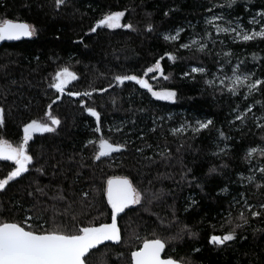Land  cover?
Wrapping results in <instances>:
<instances>
[{
    "label": "trees",
    "instance_id": "obj_1",
    "mask_svg": "<svg viewBox=\"0 0 264 264\" xmlns=\"http://www.w3.org/2000/svg\"><path fill=\"white\" fill-rule=\"evenodd\" d=\"M223 3L67 0L57 8L55 0H0V22L25 21L36 29L30 39L0 47V106L6 116L0 140L21 145L24 125L47 121L49 105L52 117L61 121L55 132L28 142L33 162L28 172L0 190V222L26 221L24 226L37 231H75L108 222L112 212L106 181L129 176L142 193L141 204L119 215L120 241L91 250L86 264H131V253L144 239L154 238L167 242L164 257L185 264H264V213L252 217L248 210V205L256 206L255 211L264 203V187H256L264 185L260 172L264 155L257 151L245 158L251 148L264 149V129L257 126L264 119L253 118L264 117V92L256 91L245 100L247 86L233 95L228 91L230 80L220 84L225 76L231 77L239 61L244 62L242 73L255 72L253 79H264V39L233 42L234 33H217L206 22L223 14L225 20L216 23L227 26L226 20L235 23L239 17L245 29L259 31L264 21L255 25L249 21L264 10V0L213 7ZM117 11L125 12L121 25L130 23L132 28L104 26L90 31ZM179 29L183 31L178 39H165ZM206 33H211L215 45ZM192 40L207 43L205 51L198 45L181 47ZM228 52L231 57L223 55ZM169 53L177 59H169ZM254 53L259 59H253ZM157 61L169 79L157 72L145 75ZM65 67L77 77L71 88L91 92L90 96L58 97L50 84ZM193 67H204L206 74L192 73ZM117 75L146 78L154 89L176 91L177 98L157 99L135 81L118 83ZM209 80L215 83H206ZM255 101L262 103L247 113L245 121L236 120ZM86 106L100 113V132H94L98 123ZM209 119L213 123L207 129L193 131L197 120ZM182 125L184 130L176 131ZM221 131L228 139L220 136ZM101 138L127 147L96 160ZM14 166L0 160V180ZM249 176L255 180L249 182ZM241 213L249 223L243 224ZM232 229L236 239L224 245L211 243L212 235Z\"/></svg>",
    "mask_w": 264,
    "mask_h": 264
},
{
    "label": "snow or ice",
    "instance_id": "obj_2",
    "mask_svg": "<svg viewBox=\"0 0 264 264\" xmlns=\"http://www.w3.org/2000/svg\"><path fill=\"white\" fill-rule=\"evenodd\" d=\"M67 0H55L56 7L59 8L62 5H66ZM237 3V0H224L223 4H214L213 7H219L223 9L225 5L231 8L232 5ZM212 12V9H208ZM124 11L112 12L105 15L96 26L90 29L91 32H95L97 27H127L132 28V24L121 25V18L124 17ZM167 15V13H166ZM259 17V19L257 18ZM225 20L223 14L213 15L210 19H207V23L213 25L217 33H234L232 39L233 42L236 41H254L257 38L264 39V24L261 25L259 31L255 28L251 30L245 29L244 25L240 22V18L237 17L235 23L232 20H226L223 26L216 21ZM264 21V10L257 12L249 24H261ZM151 30V26L149 27ZM183 29L177 30L175 36H165L166 40H176L179 37V33ZM36 29L28 23L14 22L11 19L4 20L0 22V41L3 40H19L22 37H31L35 35ZM206 36L211 40L212 44L215 45L216 41L211 39V33H206ZM203 40V38H202ZM221 44L223 41L220 42ZM192 45H198L201 52L205 51L207 48V43L192 40L191 43L182 44V48H190ZM169 59L175 61L177 57L167 54ZM223 55L231 57L232 53H224ZM164 57H161L163 59ZM253 59H259L255 53L253 54ZM227 63H231L228 60ZM243 61H239L232 68L231 77L225 76L224 79L220 80V84H224L225 80H230L231 86L228 87V91L233 95L239 92L241 87L247 86L248 93L244 97L246 100L248 96L253 95L254 92L260 91L264 92V79L256 78L255 72H241V65ZM223 67V66H221ZM159 71L165 80L169 79V76L164 75L163 68L160 61H157L154 67H148L145 75L148 73H154ZM192 73H202L206 74V69L204 67H193L191 68ZM188 76L189 73H184ZM71 80L77 79L74 73L69 72L68 68L65 67L60 71H57L54 77L55 83L50 84V87H54L58 92L63 93L65 90V85ZM115 80L123 84L125 81H135L143 88L148 89L151 94L160 100L174 101L177 98L176 91H153L152 85L148 80L140 78L136 75H117ZM208 84H214V80L206 81ZM100 91H107V89H100ZM91 92H70L69 95L73 96H90ZM56 101H53L55 103ZM261 101H255L252 105H249L244 112H240L236 115V120L245 121L247 119V113H251L256 104H261ZM49 107V112L47 116L49 119L47 121H37L32 120L23 127V142L21 145L13 147L7 141L0 140V159L7 161H14V170L7 176V178L0 180V190H4L6 185L10 181L15 180L20 177L23 173L29 171V165L33 162V156L28 153V142L32 139L33 134L40 132H55L56 126H58L61 121L58 118H54L51 115V105ZM86 111L89 112L93 117L96 118L98 126L94 129V132H100L99 127L100 113L94 108L86 106ZM255 120L264 119V117H253ZM6 116L5 109L0 106V127L5 124ZM212 120H207L202 122L197 120L196 125L193 129L194 132H199L202 129H207L212 125ZM258 127L264 129V124H257ZM187 127H192L188 124ZM117 131L121 129L117 127ZM184 126L182 125L180 129L176 131H183ZM154 131V129H153ZM220 136L225 137L224 132H220ZM89 144H93L94 141H89ZM127 147L126 144H117L110 142L108 139H100L99 151L95 156L96 160L101 159V157L110 156L114 152H120L122 149ZM137 151L142 152L143 149H137ZM223 151V150H222ZM257 151L261 155H264V149L251 148L248 150L246 159ZM163 155V153H162ZM211 171H216L215 168ZM191 172V169H188ZM260 172L264 174V168L260 169ZM187 176V173H185ZM249 182L255 180V176L247 177ZM106 193H107V203L111 206V223H100L99 225L90 224L88 226H83L77 228L75 231H60V230H48L40 229L39 231L31 229L30 226H24V222H0V264H86V258L90 253V250L96 249L97 246L104 244L106 241L119 242L121 239L120 229L117 225V216L123 213L126 208L130 205H139L143 199L141 191L134 186L133 179L129 176H112L106 181ZM257 189L264 187V185L257 184ZM227 191V189H224ZM159 198V197H157ZM244 203L247 205V198H244ZM239 203V201H236ZM196 202L193 201V204ZM256 206L248 205V210L251 212L252 217H260L264 213V203L258 206V210H252ZM30 219V218H29ZM240 220L243 224L249 223V219L244 216L243 213L240 214ZM241 224H237V227H241ZM195 235V233H193ZM236 239L235 229L224 235H212L210 240L212 244L224 245L226 242L233 241ZM166 241L160 238L154 239H144L143 245L139 250L133 251L131 253V258L133 264H176L174 260L162 259L161 253L164 251L166 246ZM195 251H199L196 249Z\"/></svg>",
    "mask_w": 264,
    "mask_h": 264
},
{
    "label": "water",
    "instance_id": "obj_3",
    "mask_svg": "<svg viewBox=\"0 0 264 264\" xmlns=\"http://www.w3.org/2000/svg\"><path fill=\"white\" fill-rule=\"evenodd\" d=\"M14 22H19V23H27V22H25V21H19V20H13ZM32 37V36H31ZM31 37H22L21 39H19V40H23V39H30ZM19 40H3V41H0V47L1 46H3V44H5V43H8V42H13V41H19ZM80 93H83V92H80ZM72 97H74V98H76V97H78V96H73L72 95ZM45 133V132H44ZM38 135V134H43V133H40V132H37V133H34L33 135ZM1 160V159H0ZM107 187V186H106ZM106 195H107V193H106ZM130 206H132V205H130ZM129 206V207H130ZM111 207V206H110ZM121 214V213H120ZM119 214V215H120ZM119 215L117 216V225H118V217H119ZM111 216H112V214H111ZM104 223H111V219L108 221V222H104ZM97 225H99V224H97ZM118 227H119V225H118ZM120 236H121V234H120ZM106 243H116V242H113V241H106V242H104V244H106ZM104 244H102V245H104ZM142 245H143V243H142ZM142 245H141V247H142ZM99 246H101V245H99ZM99 246H97V247H99ZM140 247V248H141ZM136 250H139V248L138 249H136ZM136 250H134V251H136ZM91 251V250H90ZM161 258L162 259H171V260H174L175 262H176V264H185V263H183L182 261H179V260H177V259H174V258H172V257H164V251L161 253ZM131 264H133V262L131 261Z\"/></svg>",
    "mask_w": 264,
    "mask_h": 264
},
{
    "label": "flooded vegetation",
    "instance_id": "obj_4",
    "mask_svg": "<svg viewBox=\"0 0 264 264\" xmlns=\"http://www.w3.org/2000/svg\"><path fill=\"white\" fill-rule=\"evenodd\" d=\"M70 72V71H69ZM72 73V72H71ZM74 80H71L70 78H69V82L65 85V90H64V92L63 93H60V92H58L57 90V92H58V97L59 98H61L62 96H71L72 97V95H69V93L70 92H86V91H74L72 88H71V84H72V82H73ZM55 83V82H54ZM86 97H88V96H78V97H76V98H74V97H72V98H74V99H84V98H86ZM41 122V121H40ZM46 133V132H45ZM44 134V133H43ZM37 135V134H36ZM36 135H33V137H32V139L36 136ZM38 135H40V134H38ZM31 139V140H32ZM1 160H3V159H1ZM11 162H13L14 163V161H11ZM14 170V169H13Z\"/></svg>",
    "mask_w": 264,
    "mask_h": 264
},
{
    "label": "rangeland",
    "instance_id": "obj_5",
    "mask_svg": "<svg viewBox=\"0 0 264 264\" xmlns=\"http://www.w3.org/2000/svg\"><path fill=\"white\" fill-rule=\"evenodd\" d=\"M120 24H121V21H120ZM157 73V76L158 75H160V72L159 71H156ZM146 79V78H145ZM146 80H148V79H146ZM149 82V81H148ZM151 85H152V83H150ZM152 89H153V91H164V90H168V89H154L153 88V85H152ZM169 91H173V90H169ZM2 140H4V139H2ZM4 141H7V140H4ZM9 144H11L13 147H16L17 145H14L12 142H10V141H7Z\"/></svg>",
    "mask_w": 264,
    "mask_h": 264
}]
</instances>
